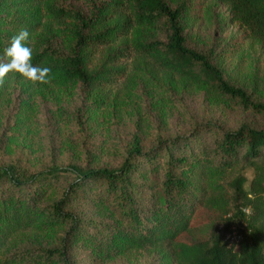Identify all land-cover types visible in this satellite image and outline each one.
<instances>
[{
  "label": "trees",
  "instance_id": "1",
  "mask_svg": "<svg viewBox=\"0 0 264 264\" xmlns=\"http://www.w3.org/2000/svg\"><path fill=\"white\" fill-rule=\"evenodd\" d=\"M75 1L0 0V63L11 38L26 29L32 63L51 69L47 83L9 72L0 90L74 85L102 108L107 88L125 76L120 62L131 57L172 80L215 89L264 119V103L229 84L221 61L186 45L192 5L206 0H80L88 12ZM215 1L226 9L225 24L241 32L229 50L264 42V0ZM124 153L118 165L98 169L0 167V264H74L79 250L103 263L156 246L169 248L175 264H264V127L207 125L149 151L135 138ZM81 204L103 219L87 222L74 211ZM232 227L241 237L236 246L225 240ZM29 236L45 243L16 251Z\"/></svg>",
  "mask_w": 264,
  "mask_h": 264
},
{
  "label": "rangeland",
  "instance_id": "2",
  "mask_svg": "<svg viewBox=\"0 0 264 264\" xmlns=\"http://www.w3.org/2000/svg\"><path fill=\"white\" fill-rule=\"evenodd\" d=\"M74 6L88 12L84 1ZM226 9L215 0L192 5L185 25L186 45L213 57L225 80L264 103V42L246 40L235 50L227 44L241 34L225 24ZM125 76L107 88L102 108L91 104L78 86H38L29 82L0 90V167L36 173L50 167L118 165L127 146L137 138L143 151L176 137L195 134L207 125L223 131L241 125L260 129L264 119L215 89L186 84L129 57L121 61ZM247 183L252 170H245ZM247 184L245 185V188ZM85 220L101 221L90 205L74 207ZM42 237H23L16 251L45 243ZM41 241V242H40ZM74 264H175L170 249L156 246L124 253L105 262L77 251Z\"/></svg>",
  "mask_w": 264,
  "mask_h": 264
},
{
  "label": "clouds",
  "instance_id": "3",
  "mask_svg": "<svg viewBox=\"0 0 264 264\" xmlns=\"http://www.w3.org/2000/svg\"><path fill=\"white\" fill-rule=\"evenodd\" d=\"M28 38L29 32L26 29L11 38L3 52L6 62L0 63V80L9 72H14L29 82L47 83L51 69L32 63V49L25 45Z\"/></svg>",
  "mask_w": 264,
  "mask_h": 264
},
{
  "label": "built area",
  "instance_id": "4",
  "mask_svg": "<svg viewBox=\"0 0 264 264\" xmlns=\"http://www.w3.org/2000/svg\"><path fill=\"white\" fill-rule=\"evenodd\" d=\"M245 213H248V210H244ZM226 242L229 246H236L241 240L240 234L235 229V227H232L231 230L227 233L225 237Z\"/></svg>",
  "mask_w": 264,
  "mask_h": 264
}]
</instances>
